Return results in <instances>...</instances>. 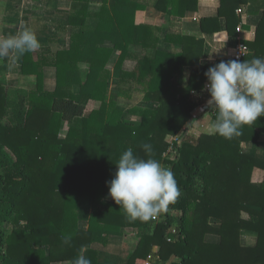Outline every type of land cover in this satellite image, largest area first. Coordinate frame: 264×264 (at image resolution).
Segmentation results:
<instances>
[{
    "label": "trees",
    "instance_id": "16d2710c",
    "mask_svg": "<svg viewBox=\"0 0 264 264\" xmlns=\"http://www.w3.org/2000/svg\"><path fill=\"white\" fill-rule=\"evenodd\" d=\"M91 2L74 0L68 47L43 48L36 57L24 53L21 72L36 76L34 88L8 90L0 81V264H72L82 247L92 264H145L150 254L170 264H264V160L242 148L259 139L264 117L232 139L213 133L194 138L187 131L193 111L210 97L205 72L237 58H218L200 68L205 40L189 35L168 37L182 45L180 52L159 49V28L136 23L137 10L145 8L140 0H102L92 28ZM243 2L221 0L216 17L202 18L203 31L219 32L225 17L228 33L236 35L241 21L236 10ZM153 5L184 17L198 9V0H153ZM243 42L254 53L241 61L264 57V13L255 39ZM131 46L142 53L135 56ZM117 50L119 93L129 99L139 85L144 102L157 104L132 108L138 122L125 119L109 94L110 61ZM129 57L137 58L132 70L123 67ZM47 66L56 71L53 91L44 88ZM186 66L197 69L184 85ZM91 100L101 105L86 114ZM169 135L178 137L173 150ZM145 143L153 158L172 170L181 195L156 219L132 221L109 196L107 182L127 148L148 158ZM258 181L260 186L254 185ZM211 218L220 225H212ZM130 228L138 243L128 260H100L93 244L107 245L110 236ZM244 231L255 232V245L242 243ZM208 234L220 241H207Z\"/></svg>",
    "mask_w": 264,
    "mask_h": 264
},
{
    "label": "crops",
    "instance_id": "0c3cea01",
    "mask_svg": "<svg viewBox=\"0 0 264 264\" xmlns=\"http://www.w3.org/2000/svg\"><path fill=\"white\" fill-rule=\"evenodd\" d=\"M101 1L93 0L89 4L88 11L92 16L88 19V25L92 28L97 24V18L94 15L101 9ZM73 2L74 0H0V39L18 35L25 28H29L36 33L40 45L39 48L32 50L35 57L43 48H49L52 52H55L68 47L71 41V26L68 19ZM140 2L144 4L145 8L137 10L136 23L149 24L159 28V49L172 53L182 51V45L170 40L168 38L170 35H189L204 38V53L200 60V68L218 58H235L240 43L244 44V40L252 41L255 39L257 26L264 13V0H245L236 10L241 19L237 26L236 35L228 33L225 17L220 18L221 30L219 32L207 33L201 27V20L206 17H216L219 14L221 0H198V9L188 11L184 17L170 16L157 10L153 5V0H140ZM130 51L138 56L142 53V48L131 46ZM25 52L12 51L7 57L0 58V81L6 85L8 90L15 91L35 87L36 76L24 75L21 72ZM253 53L254 51L248 48L247 55H253ZM119 54L120 51H115L110 61L109 94L115 96L114 98L121 109L120 105L127 104L131 105L130 111L137 106L154 107L157 105L156 103L144 102V93L139 85L133 87L132 97L129 99L119 93V70L115 68V61L118 59ZM136 60V57L126 59L123 63L124 69L132 70ZM82 69L86 71L87 65L83 64ZM194 69L197 68L193 66L184 68V85L187 84L191 71ZM22 80L27 83L30 82L29 86L24 84ZM44 88L47 91H53L56 88V71L54 67L47 66L44 68ZM209 99L210 97H204L203 101L193 111L195 120L187 129L191 137L197 138L202 133H212L210 124L214 118L207 106ZM100 105L101 102L91 100L86 105L85 113L88 114ZM90 106L92 108L88 109ZM131 113L133 114L132 111ZM172 139L174 137L171 138V141ZM242 148L244 152L264 160V131L260 133L257 141L244 142ZM254 185L260 186V181L255 182ZM246 215L247 213H244V216ZM210 221L215 227L220 225V220L217 218H211ZM127 232H130L129 229L124 230L123 235L110 236L107 245L93 244V247L99 252L100 260L118 263H125L128 260V256L137 245L138 239L136 237L130 243V236ZM206 240L217 243L220 241V237L216 234H208ZM241 241L247 246L255 245L257 241L255 232L244 231ZM160 264H170V261L160 262Z\"/></svg>",
    "mask_w": 264,
    "mask_h": 264
},
{
    "label": "clouds",
    "instance_id": "9594fccd",
    "mask_svg": "<svg viewBox=\"0 0 264 264\" xmlns=\"http://www.w3.org/2000/svg\"><path fill=\"white\" fill-rule=\"evenodd\" d=\"M39 46L36 33L25 28L18 35L0 39V58L12 51H32ZM205 76V88L210 94L207 106L217 114L210 124L213 134L232 139L241 135L244 125L264 117V57L222 60L209 67ZM142 148L148 158L127 148L116 164L113 178L107 182L109 196L132 221L157 218L181 195L172 170L153 158L151 144L145 143ZM70 240L66 234L64 242ZM72 264H92L83 247Z\"/></svg>",
    "mask_w": 264,
    "mask_h": 264
},
{
    "label": "rangeland",
    "instance_id": "374dc122",
    "mask_svg": "<svg viewBox=\"0 0 264 264\" xmlns=\"http://www.w3.org/2000/svg\"><path fill=\"white\" fill-rule=\"evenodd\" d=\"M12 79H13V77H12ZM23 81V80H22ZM23 83L24 84H27V86H29V84H30V82H25V81H23ZM144 104V103H143ZM121 107H122V109H124V118L125 119H129L130 121H136V122H138V120H140V116H139V114L138 113H131V111L129 110V108L131 107V105H129V104H127V105H120ZM138 107V106H137ZM91 109L92 107L90 106V107H88V109ZM135 119H138V120H135ZM65 132H66V130L64 129L63 130V134H65ZM172 137H174V135H169L168 136V141H170L171 142V138ZM172 155H173V152H170ZM131 229V228H130ZM129 229V231L130 232H127L128 233V235L130 236V238H129V240L131 241L130 243H132L133 242V240L134 239H136V237H137V239H138V235H137V233H136V231H134V229L132 230H130ZM130 243H129V247H130ZM46 250L48 249L47 247L45 248ZM128 250V249H127ZM126 250V251H127Z\"/></svg>",
    "mask_w": 264,
    "mask_h": 264
},
{
    "label": "built area",
    "instance_id": "2783aa9c",
    "mask_svg": "<svg viewBox=\"0 0 264 264\" xmlns=\"http://www.w3.org/2000/svg\"><path fill=\"white\" fill-rule=\"evenodd\" d=\"M247 52H248V47L245 44L240 43L239 46H238L237 52L235 54V58H241L242 56L246 55ZM177 139H178V137L177 136H174V139H172V141H171V145H172V148L171 149L172 150L174 149L173 148L174 141L177 140ZM172 231L175 234L178 233V230L175 227H173ZM169 240L171 241V238H169ZM160 262H161V259H160L159 255L150 254L148 256L145 264H160Z\"/></svg>",
    "mask_w": 264,
    "mask_h": 264
}]
</instances>
